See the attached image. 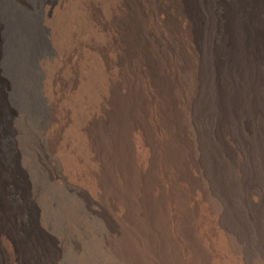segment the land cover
Returning a JSON list of instances; mask_svg holds the SVG:
<instances>
[{
    "label": "bare ground",
    "instance_id": "6f19581e",
    "mask_svg": "<svg viewBox=\"0 0 264 264\" xmlns=\"http://www.w3.org/2000/svg\"><path fill=\"white\" fill-rule=\"evenodd\" d=\"M104 1L107 2H105L104 13L102 12L104 17L98 15L100 11L98 14L96 13V0H60L56 5L49 3L45 6L46 23L48 29L52 28L50 36L57 43L58 33L56 34L57 28H55L56 32L54 30L55 19L53 17L59 18V15L62 17V14L68 11L69 22L74 23L84 34L87 40L86 48L89 47L90 53H93H91L89 61L92 63L97 61L101 67L103 91L101 90L100 107L106 112L111 111L114 118L116 115L118 116L113 122L118 125L114 134H120L119 138L132 139H129L128 145L114 151L111 161L113 169L110 177L104 174L102 167L97 171L91 170L88 165L89 158H86L85 161L83 153L66 148L68 150L65 152L68 159L66 160L68 161L67 177L63 176V179L70 189L78 192L88 190L92 196L91 202L108 208L114 226L119 227L117 230L120 232L121 240L113 249L119 257H125L134 262L133 250L128 249L121 236L125 234L123 233L124 226L129 231L134 229L135 212L134 214L131 212L135 206L132 204L135 197L132 187L139 183L138 180L150 174L153 166L154 171L155 169L159 170L158 173H161L162 175H160L163 177L162 179L156 178L155 184L152 182L157 187L152 192H154L155 199H161L164 203L166 213L167 206L171 207L167 200V178L169 180L167 174L177 180V186L173 185L175 182L172 181L173 184H171V180L168 181V193L172 197L171 200L176 201L175 203L182 213V216L177 217L172 221V224L175 230L180 233V237L184 236V240L181 242L184 264H237L234 253L238 251H244L247 254V264H264V246L252 244L249 242L252 236L247 240L246 232L243 234L239 225H227L224 221V215H222L224 211H219L217 205L220 201L217 203L215 201L217 200L215 199L217 198L215 195L217 188L209 183V181L213 182L214 178L211 179V175H213L214 169L206 167V161L210 157L208 154L215 152V155L219 154V156L220 154L229 155V150H231L229 145H234L239 151V155L243 153L244 156L245 154L248 156V151H251L253 146L250 144V140L254 141V146L256 144L258 146L255 151L261 155L264 154V138L256 136L259 132L260 135L262 134L259 123L263 121L261 119H263L262 107H264V37L260 36L261 31L264 30V0ZM18 2L23 3V0H18ZM38 2L40 3V1ZM50 17L51 19H49ZM64 24H62L63 27H65ZM1 27L0 23V33ZM64 32H66V34L63 33L66 36L65 41L68 42V39L73 35V29L69 28ZM76 36L74 37L77 39L79 35ZM81 43L84 44L82 41ZM70 45L69 42L66 47L64 45V53H59V55L67 59L71 53ZM59 51L61 52V49ZM80 54H84V52L81 51ZM61 66L60 63L54 65L57 77H59ZM73 83L75 82L73 81ZM55 88L57 89V87ZM67 89L69 88L67 87ZM258 104H260V110L257 108ZM106 105L108 108H105ZM209 105L214 114L205 112L206 116H200V111H206L207 108H210ZM125 120L128 121V124H125ZM209 120L211 122H208ZM193 121H196L195 131L198 129L200 138L194 137V127L191 125ZM250 121L254 125L251 126ZM65 123L66 120L62 118L57 124L56 133L54 132L56 137L62 132ZM199 124L214 126L211 139L218 142L221 150H218L217 147L208 152L209 137L203 138L205 134L202 132L203 129L198 127ZM83 129L85 130V128ZM225 136H228L229 139L222 138ZM57 142L58 139L54 143L56 146ZM232 148L234 147L232 146ZM238 162L241 163V161ZM261 165L263 166V164ZM13 170H15L14 162L0 158V213L3 215L5 213L3 210L4 197L6 202L10 201L13 204L20 202L25 197L22 189L13 183L12 175L14 176V174L12 173L15 172ZM244 172L246 169L243 172L238 171V178L241 181L245 177ZM254 180L256 181V178ZM90 187L93 188L92 192L89 190ZM233 189L234 187H232ZM241 193L243 194L242 191ZM222 199L224 200V198ZM15 211L9 213L8 210L6 212L8 216L10 214V217L15 219ZM235 215L237 216V214ZM13 224H10V227L14 228ZM32 227L34 228V225ZM15 231H17L16 228ZM32 231L34 232V229ZM40 233L42 234V232ZM28 234L21 237L19 244L14 238L7 237L10 264H25L26 261L29 264L47 263L46 258L51 253L50 245L48 247L47 244H42L38 238L33 240L34 235ZM262 234L260 233V235ZM132 237L134 236L132 235ZM51 257L53 256L51 255Z\"/></svg>",
    "mask_w": 264,
    "mask_h": 264
},
{
    "label": "rangeland",
    "instance_id": "374dc122",
    "mask_svg": "<svg viewBox=\"0 0 264 264\" xmlns=\"http://www.w3.org/2000/svg\"><path fill=\"white\" fill-rule=\"evenodd\" d=\"M38 1H40V3ZM59 2L60 0H23V3H19L18 0H0V23L2 24L0 33V158L14 162L15 170L13 171L15 172L12 171V174H14V176L12 175L14 180L13 183L18 188L22 189L23 195L25 196L20 202H16L17 204L10 203V201L6 202L3 196L5 202V204H3V210L5 213L4 215L0 213V264H10L8 259L9 241H6L7 237L14 238L19 244L21 243V237L23 235L26 236L28 233L34 235L33 240L38 238L42 244H47L48 247L50 245L49 249H53H50L53 254L50 253L48 255L46 264H184L185 260L184 257L182 258L181 251V242L184 240V236L182 235L181 238L180 233L175 230L172 224V221L180 215L182 216V213H180L178 205L175 203L176 201L171 200L172 197H170L168 193V181L171 180V184L175 182L173 185L177 186L176 179L171 178L167 174V177H169V180L167 178V200H169V204H171L170 208L167 206V213L164 203L161 199H155L154 192H152L157 188L156 185H154L157 181L156 178L162 179L163 177L161 173V175L158 173L159 170L155 169L154 171L152 166L151 173L148 174L149 176L147 175L143 179L138 180L137 182H139V185L134 184L132 187V189L134 188L133 193L135 197L132 204L135 206L131 213L134 214L135 212L133 221L135 224L133 225L134 229L131 231L134 233L124 226L123 233L125 234L121 237L124 238V243L128 246V249L130 248V250H133L134 262H131L125 257H119L113 250L116 244L120 242L121 238L119 235L120 232L117 230L119 227L117 228L114 226L108 208H105V206L101 207L91 202L92 200H90V198L92 196L88 190L78 192L70 189L63 179V176H66L68 165V161H66L68 159L65 153L68 151L67 149L72 148L77 152L83 153V156L85 155L84 160L89 158L88 165L91 170L97 171L102 167L104 174L110 177V173L113 169L111 161L114 151L121 149L124 145H128L129 139L132 138H119L120 134H114L118 125H115L113 122L118 116L116 115L114 118V114L111 111L106 112L101 109L100 101L103 91L101 87L103 78L101 67L97 61L94 63L89 61L93 53H90L89 47L88 49L86 48L87 40L84 34L74 23L69 22L68 11H66L67 13L64 12L62 17L60 15L59 18L53 17V19H55V25L53 23V26L54 30L57 28V32L56 30L55 32L56 34L58 33V42L55 43L52 36H50L52 35V28L49 27L48 29L46 23L45 6L49 3H54L56 5ZM105 2L104 0H96L95 3L97 9L96 13L98 14L100 11L98 15L102 17H104L103 13L106 8L104 6H106L107 2ZM49 19H51V17ZM66 20L67 22H65ZM44 24H46L45 27ZM62 24L68 28L63 27ZM69 28H71V30L73 29V35L71 34L72 36L68 39V42L71 43V53L66 59V57H62L59 53H64V49L68 42L65 41L66 36H64L63 33L66 34L64 31H67ZM263 33L264 30L261 31V37H264ZM76 35H79L78 38L80 39H76ZM80 40L84 44H82ZM62 44H64L65 47ZM60 49L61 52L59 51ZM81 51L82 53L84 52V54H80ZM74 53L79 54L76 55ZM61 59L62 61L60 62ZM58 63L62 65V71L60 70L59 77L55 75L54 71V65ZM81 69H83L82 72ZM73 81L75 83H73ZM55 87H57L59 91ZM2 90L4 91L2 92ZM105 108H108V106L106 105ZM257 108L260 110V104L257 105ZM205 112H209L210 114L213 112L214 114V111H212L210 107L204 112L201 110L199 113L200 116H206L207 113ZM262 114L263 119L261 120L263 121L260 122L261 124L259 123L262 134L260 135V132L257 133L256 136H258V138H260V136L264 138V107H262ZM62 118L66 120V123L62 132H60L62 134L59 133L58 137H56V126H58L57 124L60 123ZM195 122L196 121H193V124H191L193 125L192 127H194L193 134L194 137L200 138V134L198 135L197 131L198 129L195 131ZM208 122L211 121L209 120ZM125 124H128V121H126ZM252 124L253 122L250 121L251 126ZM198 127L203 129L202 132L205 134V137L202 135L203 138L209 137V144L207 143V146L209 145L211 148L208 147V152H211L210 150L213 151V148L217 147L218 150H221L218 142L211 139L214 126L207 124L203 126L199 124ZM83 128H85V130ZM76 131L81 132L78 133ZM222 138H228V136ZM56 139H58L57 146L54 144ZM249 142L253 144V146L252 149L250 148L251 151H248V156L247 154L244 156L243 153L239 155V151L236 147L234 145H229L231 149L229 150V155L226 154L223 156L220 154V157L219 154L215 155V152H211L212 154L210 153V155L208 154L210 157H208V160L206 159V167L212 170L214 169L213 175H211V179L214 178L212 179L213 182L209 181V183L217 188H215V195L217 196L215 199L217 200H214L216 203L220 201L217 205L219 211H224V214H222L224 215V221L227 225H239L238 227H241L240 230L243 234L246 232L245 238L247 240L252 236L251 240H249L252 244L256 243L258 246H264V154H262V156L258 151H255L258 146L257 144L254 146V141L250 140ZM119 145L120 148H118ZM232 146L234 148H232ZM231 151L235 153L233 154ZM231 157L233 158L231 159ZM238 161H241V163L239 164ZM212 164L215 165L213 166ZM229 164L234 165L230 166ZM261 164H263V166ZM231 169L233 170L231 171ZM244 169H246V172H244L245 177L241 181L238 178V171L243 172ZM167 171L169 170L167 169ZM255 178L256 181L254 180ZM9 182H11V180H9ZM152 182L154 184H152ZM252 185L254 186L252 187ZM92 187L89 189L91 192L93 190ZM232 187H234L233 190ZM221 193L222 195H219ZM247 195L251 199H249ZM222 198H224L225 201ZM7 199L9 198L7 197ZM243 199H245V201L241 202ZM257 201H259L258 204ZM221 202H223V206ZM6 206L9 207V209H6ZM8 210L9 213L16 210L15 219L11 218L10 214L8 216L6 212ZM235 214H237V216ZM10 224H13L14 228L10 227ZM251 224L252 226H250ZM32 225H34V228ZM15 228L17 231H15ZM33 229L34 232L32 231ZM40 232H42V234ZM176 232L177 234H175ZM260 233L263 234L260 235ZM256 234L259 237L255 236ZM132 235L134 237H132ZM234 254L237 264H247L248 258L244 251H238ZM51 255L53 257H51ZM26 263L29 264L27 261L25 264Z\"/></svg>",
    "mask_w": 264,
    "mask_h": 264
}]
</instances>
